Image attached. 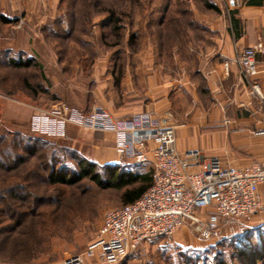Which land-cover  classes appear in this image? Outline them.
<instances>
[{"label":"rangeland","instance_id":"374dc122","mask_svg":"<svg viewBox=\"0 0 264 264\" xmlns=\"http://www.w3.org/2000/svg\"><path fill=\"white\" fill-rule=\"evenodd\" d=\"M190 1L194 7L190 8ZM56 2L0 0V134L22 131L31 137L38 136L30 132V119L36 109L50 110L62 103L88 112L93 106L100 105L95 96L98 89L92 71L103 55L109 52L118 59V50H146L151 43L162 50H172L174 46L180 48L185 42V29L193 18L192 11H202L199 0H63L60 9L76 15L73 20L68 13V27L64 31L56 27L58 19H43L41 13L46 12L45 5ZM110 8L122 20L119 32L105 26L107 13L103 10ZM167 8L169 13L164 16ZM180 12L184 14L177 15ZM206 13L217 14L211 10ZM176 16H179L177 26L170 23ZM163 17L165 24L162 26ZM132 34L137 36L133 43L129 40ZM19 58L32 59L38 65L11 66L12 60ZM118 64V61L114 62L116 72ZM115 87L113 94L118 98L120 91ZM80 130L84 133L83 139L73 148L63 138H41L59 149L70 150L71 154L63 155L67 165L76 167L78 164L77 158L71 156L74 152L79 159L96 163L104 181L109 178L105 169L108 165L149 171L147 167L122 164L118 156L117 164L97 163L90 158L95 155L91 144L109 133ZM100 140L106 142L103 138ZM45 163L33 157L28 167L37 170ZM25 174L19 177L15 174L14 179H8L4 184H26L33 195L43 200L41 203L26 201L20 207V210L28 211L33 205L38 206L37 212L41 216L28 214L22 224L14 225L15 232L5 255L16 264H62L71 256L85 253L98 239L105 212L124 206L121 192L100 188L90 180L73 187H62L39 183L33 178L26 180ZM0 182L1 188V178ZM250 221L245 225L222 221L215 237L208 242L197 241L185 227L171 237L147 241L123 264H191L194 260L198 263V258H204L207 263L215 256L223 258L227 264H264V250L259 253L262 259L258 263L249 259L248 253L241 257L236 250L247 240L241 234L249 228ZM212 250L215 251L213 254Z\"/></svg>","mask_w":264,"mask_h":264},{"label":"crops","instance_id":"0c3cea01","mask_svg":"<svg viewBox=\"0 0 264 264\" xmlns=\"http://www.w3.org/2000/svg\"><path fill=\"white\" fill-rule=\"evenodd\" d=\"M199 1L202 11H192L180 48L162 50L151 43L146 50H118V59L109 52L103 55L92 71L95 96L116 117L147 112L170 120L182 154L198 151L231 168L264 166V94L258 97L241 79L235 62L238 50L264 43V0H208L220 10L215 15L206 13V2ZM59 5L60 0L45 5L43 19L62 17ZM258 62L255 84L264 92V56L259 55ZM114 87L120 91L118 98ZM83 135L80 128L68 125L63 139L73 148ZM100 139L93 140L92 150L97 151L90 158L117 164L114 136ZM261 194L264 201V188ZM250 220L249 228L263 225L264 213ZM0 264L16 263L0 259Z\"/></svg>","mask_w":264,"mask_h":264},{"label":"built area","instance_id":"2783aa9c","mask_svg":"<svg viewBox=\"0 0 264 264\" xmlns=\"http://www.w3.org/2000/svg\"><path fill=\"white\" fill-rule=\"evenodd\" d=\"M259 55L264 56L261 42L238 50L235 62L241 79L262 98L255 84ZM68 125L112 134L119 162L147 167L152 184L134 203L107 210L98 239L85 253L62 264L91 260V264H123L149 240L171 237L187 227L197 241L208 242L222 221L245 225L264 213V166L231 168L220 158H205L198 151L182 154L177 149L176 126L170 120L147 112L116 117L102 105L84 112L61 103L50 110L36 109L30 132L64 138Z\"/></svg>","mask_w":264,"mask_h":264},{"label":"trees","instance_id":"16d2710c","mask_svg":"<svg viewBox=\"0 0 264 264\" xmlns=\"http://www.w3.org/2000/svg\"><path fill=\"white\" fill-rule=\"evenodd\" d=\"M203 1L206 2V8L208 10L217 13L220 12L208 0ZM60 4H64L63 0L60 1ZM104 11L107 13L105 26L108 25L115 32H119L122 29V20L116 16L114 10L111 8ZM68 13L67 10H64V15L58 19L56 27L66 31L69 20ZM168 13L169 10L167 8L164 11V16ZM182 13L184 14V12H180L177 15ZM69 15L73 20L76 18V15L73 13H69ZM178 17L176 16L170 19V23L177 26ZM164 24L165 18L163 17L160 25L163 26ZM135 38L137 36L132 34L129 39L130 42L133 43ZM10 64L15 68L30 67L33 64L38 65L32 59L24 61L23 58H19L18 60L13 59ZM69 154H71L70 150L59 149L40 136L31 137L22 131L15 133L9 131L0 134V178L3 182L0 188V259L8 260L5 253L7 252L10 238L15 232L14 225L19 226L22 224L28 217V214L35 217L41 216L37 212L38 206L33 205L28 211L20 210V207L26 201L35 200L34 203H41L43 198L33 195L26 184L20 182L4 184V182H8V179H14L15 174L19 177L21 174L24 175L26 173L24 176L26 180L33 178V180L39 183L62 187H73L85 180H90L100 188L121 192L124 205L134 203L140 199L152 184L151 171L122 167L120 165L106 166L105 169L107 170L106 173L109 175V178L104 181L103 175L98 171V165L85 159H79L75 152L71 156L77 158L78 164L76 167L67 165L63 155ZM33 157L44 161V163L46 161V163L41 164L37 170L30 169L28 164ZM241 236L242 238H247V242L244 241V244L242 243L236 250L240 252L241 257L246 255L245 252L248 253V256H250L249 259L258 263L262 259V254L260 255L259 253L264 250V225L248 228ZM248 248L251 249L249 250ZM213 251H211L212 254ZM209 254L208 257L211 259ZM213 258L207 261V263H204L206 261L204 258H198V263L194 260L191 261V264H199L202 262L203 264H227L223 258L218 259L217 256Z\"/></svg>","mask_w":264,"mask_h":264}]
</instances>
